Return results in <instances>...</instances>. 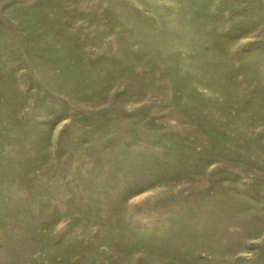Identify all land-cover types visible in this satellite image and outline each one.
Listing matches in <instances>:
<instances>
[{"label": "rangeland", "instance_id": "374dc122", "mask_svg": "<svg viewBox=\"0 0 264 264\" xmlns=\"http://www.w3.org/2000/svg\"><path fill=\"white\" fill-rule=\"evenodd\" d=\"M0 264H264V0H0Z\"/></svg>", "mask_w": 264, "mask_h": 264}]
</instances>
